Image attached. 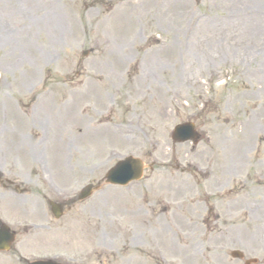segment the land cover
<instances>
[{
  "label": "rangeland",
  "instance_id": "374dc122",
  "mask_svg": "<svg viewBox=\"0 0 264 264\" xmlns=\"http://www.w3.org/2000/svg\"><path fill=\"white\" fill-rule=\"evenodd\" d=\"M127 156L154 170L53 218ZM0 171L26 190L0 186V264H264V0H0Z\"/></svg>",
  "mask_w": 264,
  "mask_h": 264
},
{
  "label": "water",
  "instance_id": "95a60500",
  "mask_svg": "<svg viewBox=\"0 0 264 264\" xmlns=\"http://www.w3.org/2000/svg\"><path fill=\"white\" fill-rule=\"evenodd\" d=\"M137 175V167L132 163H123L120 164L117 169H115L110 175V181L113 183L126 184L129 181L133 180ZM4 231L7 232V229L4 228ZM5 232L0 234V240L10 239L9 235L6 236ZM12 239V238H11ZM5 241V240H4Z\"/></svg>",
  "mask_w": 264,
  "mask_h": 264
}]
</instances>
